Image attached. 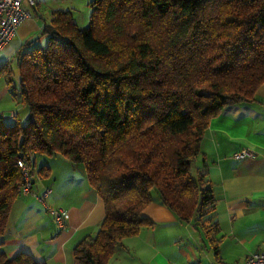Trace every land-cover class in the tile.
<instances>
[{"label":"trees","instance_id":"obj_1","mask_svg":"<svg viewBox=\"0 0 264 264\" xmlns=\"http://www.w3.org/2000/svg\"><path fill=\"white\" fill-rule=\"evenodd\" d=\"M80 26L56 9L16 49L0 76L27 108L0 113V235L30 177L47 176L36 156L80 166L104 204L93 235L72 248L73 264H108L126 237L153 223V194L213 240L217 223L204 166L191 170L209 120L254 101L264 83V0H88ZM16 74V75H15ZM216 247V245H215ZM0 264H46L27 251Z\"/></svg>","mask_w":264,"mask_h":264},{"label":"crops","instance_id":"obj_2","mask_svg":"<svg viewBox=\"0 0 264 264\" xmlns=\"http://www.w3.org/2000/svg\"><path fill=\"white\" fill-rule=\"evenodd\" d=\"M46 1L35 0L33 7H27L31 16L0 49L5 56L2 63L13 66L19 44L49 20L50 16L41 12ZM53 1L60 5L51 12L73 11V0ZM4 91L9 94L6 85ZM255 98L229 104L209 120L194 161L195 168L206 169L215 199L213 212L205 218L217 223L213 240L193 221H180L153 194L142 211L153 223L124 238L108 264H242L248 254L264 253V83L256 89ZM13 101L16 106L7 103L0 108L5 122L14 113L18 117L20 106ZM243 148L254 155L235 158L234 152ZM37 157L49 167V173L43 177L35 173L29 193L20 194L13 202L6 230L0 235V251L8 256L27 251L46 264H73L72 248L97 230L104 216L103 200L80 166L73 167L59 156H36L35 164ZM46 188L51 191L39 198ZM49 207L66 209L68 217L62 228L54 223Z\"/></svg>","mask_w":264,"mask_h":264},{"label":"built area","instance_id":"obj_3","mask_svg":"<svg viewBox=\"0 0 264 264\" xmlns=\"http://www.w3.org/2000/svg\"><path fill=\"white\" fill-rule=\"evenodd\" d=\"M35 0H0V49L10 40L15 34L17 27L28 17L30 12L27 7H33ZM15 113L12 115L14 116ZM235 158L252 157L254 153L248 149H241L234 152ZM23 176L24 183L20 187V194H28L30 190V177L28 169L23 162H18ZM51 191L50 188H46L43 195L39 198H43L44 195ZM49 213L52 216L54 223L62 228L67 220V211L64 208H48ZM220 264V263H215ZM242 264H264V253L253 252L248 254Z\"/></svg>","mask_w":264,"mask_h":264},{"label":"rangeland","instance_id":"obj_4","mask_svg":"<svg viewBox=\"0 0 264 264\" xmlns=\"http://www.w3.org/2000/svg\"><path fill=\"white\" fill-rule=\"evenodd\" d=\"M88 0H73V15L76 21L79 23L80 26H84L88 22V17H89V6L87 5ZM60 5L59 2H55L53 0H47L44 4H42L41 7V12L44 13V16H51V8H54L55 6ZM42 20V18H41ZM16 37L15 39H17ZM13 39V43L16 41ZM19 40V39H18ZM11 42V43H12ZM1 52V51H0ZM5 56L0 53V64L4 61L3 58ZM12 69L15 71V63L13 62V66H11ZM16 75V74H15ZM5 87V80L3 76H0V108L2 105L11 103L15 105V102L11 100L9 94L4 91L3 89ZM16 106V105H15ZM19 112H18V118L21 123H25L27 119V108L23 107L22 105L19 104ZM8 113H10V110H8ZM60 158V157H59ZM66 160V159H65ZM67 161V160H66ZM37 167L41 165V159L40 157H37L36 159ZM195 166L194 164L191 167L192 172L194 173ZM209 248V247H207Z\"/></svg>","mask_w":264,"mask_h":264}]
</instances>
